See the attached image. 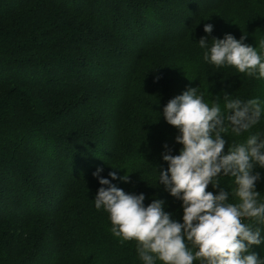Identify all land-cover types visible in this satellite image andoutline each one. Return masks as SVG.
Returning a JSON list of instances; mask_svg holds the SVG:
<instances>
[{
  "label": "trees",
  "instance_id": "16d2710c",
  "mask_svg": "<svg viewBox=\"0 0 264 264\" xmlns=\"http://www.w3.org/2000/svg\"><path fill=\"white\" fill-rule=\"evenodd\" d=\"M227 1L201 10L203 0H0V264H144L137 242L121 243L95 207L98 167L110 180L129 174L112 182L144 193L145 205L165 199L183 222L182 200L158 182L163 153L183 147L164 106L189 87L210 106L219 97L223 108L225 94L264 102V78L204 59L212 41L176 45L192 39L187 19ZM252 2L242 36L264 56V0ZM255 132L264 118L240 135L229 129L225 151ZM255 171L264 202V168ZM217 179L235 202L234 179ZM251 251L264 258V242Z\"/></svg>",
  "mask_w": 264,
  "mask_h": 264
},
{
  "label": "clouds",
  "instance_id": "9594fccd",
  "mask_svg": "<svg viewBox=\"0 0 264 264\" xmlns=\"http://www.w3.org/2000/svg\"><path fill=\"white\" fill-rule=\"evenodd\" d=\"M213 27L204 24V32L210 35ZM211 39L212 45L204 53L206 61L264 78V56L244 43L246 36L237 39L227 33L223 39ZM208 41V36L201 37L200 47L208 49ZM229 96H223V108L219 97L210 106L204 91L189 87L163 108L166 121L179 130L175 139L183 147L178 155L170 149L163 153L168 168L159 172L158 182L182 200V223L165 210V199L156 198L145 205L144 193L125 192L112 182H130L129 174L120 177L111 171L110 180L100 175L102 167L93 172L102 185L94 199L96 209L109 213L111 232L121 243L137 242L144 264H156L157 260L163 264H264V258L251 251L253 245L264 242V202L259 201L257 190L261 173L255 171L257 166L264 168V133H250L225 151V134L229 129L237 135L249 132L264 118V102L258 97L243 100ZM220 176L234 179L231 196L235 202L221 186ZM210 184L218 193L208 191Z\"/></svg>",
  "mask_w": 264,
  "mask_h": 264
},
{
  "label": "rangeland",
  "instance_id": "374dc122",
  "mask_svg": "<svg viewBox=\"0 0 264 264\" xmlns=\"http://www.w3.org/2000/svg\"><path fill=\"white\" fill-rule=\"evenodd\" d=\"M219 1L220 0H203V7H201V10H203L204 8H211ZM252 7V0H228L227 3L222 7L210 11H202L195 17L194 22L190 19H187L185 22L186 25L191 26L192 24L193 26L192 39L177 43L176 45H178L182 49L195 48L199 45V39L203 36L209 37V45L212 41V37L223 39L225 34L227 33H231L237 39H239L245 32V28H247L248 26L247 22L249 21V17L253 14ZM213 11L217 12L212 13ZM184 17L187 18V16L185 15V11L183 18ZM236 17L238 18V21L233 22V18ZM206 23L214 25L213 31L210 35L204 32V24ZM234 24H236V26L231 29L230 27ZM207 71L209 73L213 72L209 69V67L207 68Z\"/></svg>",
  "mask_w": 264,
  "mask_h": 264
}]
</instances>
